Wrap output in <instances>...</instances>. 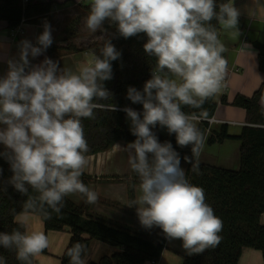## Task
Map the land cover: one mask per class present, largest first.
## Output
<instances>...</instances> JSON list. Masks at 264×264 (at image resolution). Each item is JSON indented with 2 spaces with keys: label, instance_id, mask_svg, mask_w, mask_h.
<instances>
[{
  "label": "clouds",
  "instance_id": "9594fccd",
  "mask_svg": "<svg viewBox=\"0 0 264 264\" xmlns=\"http://www.w3.org/2000/svg\"><path fill=\"white\" fill-rule=\"evenodd\" d=\"M86 27L101 30L104 22L117 27L129 38L144 33L143 45L156 58L151 79L143 91L129 87L127 98L143 106V113L123 108L136 139L123 149L139 179V195L129 205L136 206L142 226L158 227L167 239L182 241L189 254H199L218 245L222 220L205 202L203 188L186 178L181 156L171 142H159L152 131L157 125L175 134L176 144L191 146L184 156L190 170L199 173V157L205 137L197 122L207 119V111L185 113L182 106L201 109L217 94L227 72L226 49L218 38L215 19L225 30L236 29L238 12L232 3L218 6L215 0H89ZM238 34V32L234 33ZM53 44L52 28L44 24L36 45L23 40L18 59H9L6 75L0 77V152L13 175L8 183L27 196L17 219L27 224L31 213L45 220L62 214L65 198L79 193L94 204L98 193L80 179L87 165L88 144L82 119H92L97 110L115 111L103 82L112 79V61L121 53L107 41L100 55L75 71L60 68L45 56L31 64ZM264 108V95L260 98ZM2 172V169H0ZM29 189L36 195H30ZM49 246L42 231L13 230L0 233V247L15 250L22 264ZM86 245L76 242L66 252L69 264H86ZM0 264H6L0 256Z\"/></svg>",
  "mask_w": 264,
  "mask_h": 264
},
{
  "label": "trees",
  "instance_id": "16d2710c",
  "mask_svg": "<svg viewBox=\"0 0 264 264\" xmlns=\"http://www.w3.org/2000/svg\"><path fill=\"white\" fill-rule=\"evenodd\" d=\"M56 0H0V20L7 21L10 27L18 26L22 21L41 22L45 16L46 23L51 25L53 44L46 52L31 58V64L41 63L45 56L54 61L58 51H91L100 55L104 43L110 41L121 56L112 61V79L104 81V87L110 92L108 101L115 105V111L97 110L92 119L83 118L82 125L88 144L86 155L97 153L110 148L114 143L123 140L133 142L132 135L126 124L125 107H132L134 103L127 98L129 87L143 91L144 84L151 79L156 58L145 53L143 45L147 36L140 33L137 36L124 38L120 36L117 27L110 21H105L101 30L92 32L86 27L85 18L89 13L90 4L74 3L72 7L52 12L57 4ZM217 11L219 4L229 3L230 0H215ZM211 24L220 28L213 19ZM259 68L264 72V44L257 43ZM264 95V81L251 95L237 94L230 104L243 107L246 110V121L239 135L228 133L227 123H222L217 131L208 136L207 142H222L226 138L241 140L239 169L226 168L206 162H199V173L190 170L187 164L186 178L190 183L204 190L205 202L212 207L216 216L222 220V231L217 246L208 248L199 254L186 255L182 264H239L242 251L246 247L262 251L264 258V224L261 215L264 213V108L260 98ZM214 97V96H213ZM213 97L205 101L201 109L182 106L185 113H199L207 111L208 117L215 114L217 103ZM222 103L228 104L226 96ZM142 118V113H141ZM198 129L205 133L207 121H200ZM152 131L159 142H171L173 148L184 156H191V146L181 148L176 144L175 134L163 135L160 126ZM5 151L0 145V152ZM0 233H11L15 229L26 230V225L17 223L16 215L23 210V203L27 196L21 194L8 183L13 173L10 165L0 156ZM134 176H137L133 172ZM81 181L87 186L89 176L83 172ZM132 193V191H131ZM30 195H36L29 189ZM85 202L81 205L69 197L65 198L62 214L52 213V218L45 220L40 215L46 231L69 229L71 237L60 257V264H69L70 258L66 252L76 242L86 245L87 255L91 239H97L120 250L111 255L102 256L98 261L86 264H144L147 261H157L166 244V237H153L145 232L113 221L104 216L89 211ZM43 251H47V248ZM0 256L5 257L6 264H22L16 258L15 250L0 247ZM35 258H31L34 264Z\"/></svg>",
  "mask_w": 264,
  "mask_h": 264
},
{
  "label": "crops",
  "instance_id": "0c3cea01",
  "mask_svg": "<svg viewBox=\"0 0 264 264\" xmlns=\"http://www.w3.org/2000/svg\"><path fill=\"white\" fill-rule=\"evenodd\" d=\"M56 1L57 3L69 2L56 4L52 12L70 8L74 3H89V0ZM230 2L238 12L236 29L225 30L220 26L218 38L226 49L222 55L227 61V67L233 70L227 75L226 88L221 87V90L213 97V100L217 103L216 112L213 116L227 121L228 133L237 136L241 133L243 126L248 124L246 110L243 107L232 105L230 102L237 94L251 96L264 81V72L260 70L258 62L260 49L256 46L257 43L264 44V0H230ZM47 17L45 16L41 22L22 21L16 27H10L7 21L0 20V71L2 77L8 71V60L18 59L21 41L28 40L36 45L37 37L42 34ZM236 32L238 34L234 35ZM92 56L91 51H58L54 61L58 63L61 69L66 68L75 71L80 65L89 63ZM223 96H226L228 104L222 103ZM130 108L143 113L142 104L132 105ZM221 124L215 122L209 132L205 131L204 147L199 162L239 169L240 139L226 138L222 142H207L208 136L213 131H217ZM127 127L130 129V122L127 123ZM160 132L162 133L161 130ZM162 134L167 135L168 132ZM127 144L129 143L119 140L106 150L86 155L87 165L84 173L89 176L87 187L98 193V200L96 203L89 205V211L141 230L138 224L140 221L136 219L138 218L136 206H129L139 195V179L133 175L129 164V154L123 149ZM181 167L187 173V163L181 160ZM68 197L79 205L84 203V197L79 193ZM20 214L16 215V219ZM260 220L264 224V213L261 215ZM26 230L28 232L42 231L49 239L47 251H42L35 256L34 264H53L50 263L51 261L60 264V257L71 237L69 229L46 231L40 215L31 213L26 224ZM161 231L158 230L160 234L151 235L156 238L165 236ZM165 245L157 261H147L144 264H182L185 256L189 255L183 249L180 240L170 241L166 238ZM93 247L95 252L101 250L108 255L120 250L119 247L97 239H91L85 258L90 254ZM102 255L105 256V254H100L99 259ZM239 264H264L262 251L256 248H244Z\"/></svg>",
  "mask_w": 264,
  "mask_h": 264
},
{
  "label": "rangeland",
  "instance_id": "374dc122",
  "mask_svg": "<svg viewBox=\"0 0 264 264\" xmlns=\"http://www.w3.org/2000/svg\"><path fill=\"white\" fill-rule=\"evenodd\" d=\"M134 106H137V105H140L139 103H135V104H133ZM128 122H130V120L127 118V116H126V124L128 123ZM160 130L162 131V133H164V134H166L168 131H167V129L166 128H162L161 126H160ZM1 169V168H0ZM1 173V172H0ZM137 220H139L138 218H136ZM139 224V226H140V228H141V230H143V232H145L146 234H149V235H151V234H160V233H158V230L159 231H161L158 227H153V228H151V229H147V228H145L144 226H142L141 225V223L139 222L138 223ZM148 232H151V233H148ZM162 232V231H161ZM151 236H153V235H151ZM154 237V236H153ZM156 238V237H155ZM100 254H105V255H108V254H106L104 251H98V252H95L94 251V247L91 249V251H90V254L87 256V258H85V261H86V263H88V262H90L91 260L92 261H98L99 260V255ZM111 255V254H110ZM102 256H104V255H102ZM101 256V257H102ZM178 257V256H177ZM179 260H180V258H179ZM38 263H40V262H38ZM50 263H53V264H56V261H51Z\"/></svg>",
  "mask_w": 264,
  "mask_h": 264
},
{
  "label": "built area",
  "instance_id": "2783aa9c",
  "mask_svg": "<svg viewBox=\"0 0 264 264\" xmlns=\"http://www.w3.org/2000/svg\"><path fill=\"white\" fill-rule=\"evenodd\" d=\"M24 2H27L28 0H23ZM45 21H47V19H45ZM233 69L232 68H228L227 67V72H226V75L224 77V80H223V83H222V88L225 89L226 88V85H227V75L228 73H230ZM0 77H2V74H1V71H0ZM200 121H207L208 122V127L206 128V131L209 132L211 126L213 123L215 122H220V123H227V121H223V120H220V119H217L215 118L214 116H211V117H208L207 119H201ZM199 121V122H200ZM230 122V121H229ZM233 122V121H231Z\"/></svg>",
  "mask_w": 264,
  "mask_h": 264
}]
</instances>
